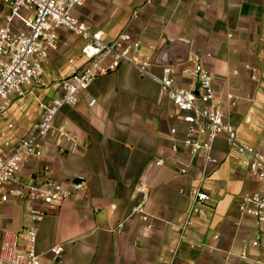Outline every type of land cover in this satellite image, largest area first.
Here are the masks:
<instances>
[{"label":"crops","instance_id":"crops-1","mask_svg":"<svg viewBox=\"0 0 264 264\" xmlns=\"http://www.w3.org/2000/svg\"><path fill=\"white\" fill-rule=\"evenodd\" d=\"M146 1L92 0L74 14L107 39L127 26L153 57L173 49L166 64L174 65L181 86L197 87L191 74L181 71L191 66L189 57L198 55L225 102L227 121L260 144L262 129L254 117L264 107V0ZM4 6L0 2V9ZM58 33L59 48L46 62L45 99L60 93L61 78L83 61L82 40L66 28ZM152 69L161 73L158 65ZM20 103L13 98L8 113L0 114V144L2 132L15 141L38 128L36 103L29 98V116L19 110ZM179 113L155 78L127 62L99 75L76 104L59 111L55 126L73 139L58 146L57 136L45 137L39 153L24 157L21 176L84 177L88 187L49 206L38 223L37 250L43 263L55 259L51 249L61 244L58 264H260L264 248L251 245L260 226L239 206L244 195L263 190L264 181L239 166L224 135L215 141L214 162L205 152L190 157L182 145L174 154L170 129L177 126L181 137L185 127ZM160 158L164 163L157 165ZM182 166L186 174L179 172ZM203 178L210 199L186 226L192 204L188 191ZM145 192L150 194L148 222L131 215ZM121 221L124 226L118 228ZM29 223L24 201H0V247L6 231L22 234ZM244 247L245 258L240 255Z\"/></svg>","mask_w":264,"mask_h":264},{"label":"built area","instance_id":"built-area-1","mask_svg":"<svg viewBox=\"0 0 264 264\" xmlns=\"http://www.w3.org/2000/svg\"><path fill=\"white\" fill-rule=\"evenodd\" d=\"M89 1L92 0H0L5 5V9H0V114L8 113L13 98L21 101L19 110L26 116L32 113L29 98L41 113L38 128L33 134L13 141L6 132L1 133L0 201H24L28 205L30 223L22 233L23 243L19 241L20 234L4 233L0 264H58L57 258L64 252L61 244L51 249L55 259L46 263L40 259L37 250L38 223L48 214L49 206L83 192L88 182L84 177L72 181L47 177L41 180L24 179L21 176L23 159L26 155L39 153L42 140L49 135L57 136L58 146H62L65 139L72 140L67 130L55 126L57 114L64 106L76 104L80 93L99 75L116 69L124 62L135 66L143 75L155 78L180 112L179 118L185 124L183 136L178 135L177 126L170 129L174 154L180 151L182 145L190 157L205 152L207 160L214 162L216 159L212 151L215 141L224 135L238 155L239 166L254 179L264 181V107L255 112L254 120L262 129V141L256 144L243 137L238 128L227 121L225 102L216 91L212 73L198 55L189 57L191 66L181 71L182 74L190 73L197 87L181 86L177 83L178 72L174 65L160 64L156 57L145 53L142 42L133 39L127 26L117 36L107 39L101 30L92 29L75 16L74 10ZM149 2L151 0L146 1ZM61 28H66L82 40L80 57L83 61L61 78L60 93L45 99L44 90L48 87L46 62L50 52L59 48L58 30ZM154 65L160 66V74L153 71ZM253 78L256 76L253 75ZM95 102L92 99L90 104ZM8 126L12 128L14 124L9 123ZM163 163L162 158L156 160L157 165ZM179 172L186 174L188 169L182 166ZM203 180H195L196 183L188 191L192 204L186 226L194 223L210 199ZM149 197V192L143 193L139 202L131 207V215L148 222L150 214L146 203ZM239 209L242 214L256 218L260 227L251 239V245L264 248V189L244 195ZM124 223L119 222L118 228H122ZM240 255L248 257L245 247ZM258 262L264 264V255Z\"/></svg>","mask_w":264,"mask_h":264},{"label":"water","instance_id":"water-1","mask_svg":"<svg viewBox=\"0 0 264 264\" xmlns=\"http://www.w3.org/2000/svg\"><path fill=\"white\" fill-rule=\"evenodd\" d=\"M172 52H174V50L170 48L165 49L163 52H161L157 58L158 63L160 64L169 63V56Z\"/></svg>","mask_w":264,"mask_h":264},{"label":"rangeland","instance_id":"rangeland-1","mask_svg":"<svg viewBox=\"0 0 264 264\" xmlns=\"http://www.w3.org/2000/svg\"><path fill=\"white\" fill-rule=\"evenodd\" d=\"M19 236H20V238H19L20 243L25 242L24 235L23 234H20Z\"/></svg>","mask_w":264,"mask_h":264}]
</instances>
